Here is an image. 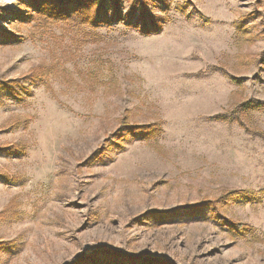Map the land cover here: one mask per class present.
Masks as SVG:
<instances>
[{
	"label": "rangeland",
	"instance_id": "obj_1",
	"mask_svg": "<svg viewBox=\"0 0 264 264\" xmlns=\"http://www.w3.org/2000/svg\"><path fill=\"white\" fill-rule=\"evenodd\" d=\"M148 9L145 34L0 0V264H264V0ZM232 189L257 199L203 205Z\"/></svg>",
	"mask_w": 264,
	"mask_h": 264
},
{
	"label": "trees",
	"instance_id": "obj_2",
	"mask_svg": "<svg viewBox=\"0 0 264 264\" xmlns=\"http://www.w3.org/2000/svg\"><path fill=\"white\" fill-rule=\"evenodd\" d=\"M130 5L122 12L121 0H21V3L29 8L30 14L27 16L28 21H32L36 26L46 27L51 24L65 23L78 27L96 28L101 25L122 20L129 27H136L140 32L150 34L160 30L165 18L155 16L150 13L148 4L157 0H129ZM165 5V0H158ZM22 16V15H19ZM9 34L1 32L0 41L5 43ZM35 71H31L24 76L26 81H34ZM254 108L264 110V103H255ZM245 107V105H244ZM246 109V107H245ZM215 119L226 120L225 116L216 115ZM134 127V126H130ZM133 134L147 133L146 127L140 126L132 128ZM160 128H155L159 133ZM256 192L245 189L224 190L223 193L212 201H206L205 206H215L229 200H252L256 198ZM216 217V215H215ZM221 221V220H220ZM224 223L223 221H221ZM231 224L233 226H231ZM230 229L237 235H244L248 229L245 225L231 223ZM98 252L94 253L97 254ZM100 253V252H99ZM109 256V260L117 262L120 253L113 249L101 250ZM126 261H131L133 257L125 256Z\"/></svg>",
	"mask_w": 264,
	"mask_h": 264
}]
</instances>
